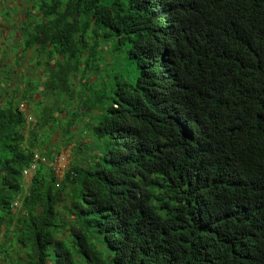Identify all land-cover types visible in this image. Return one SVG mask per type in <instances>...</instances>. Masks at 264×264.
I'll list each match as a JSON object with an SVG mask.
<instances>
[{
	"label": "trees",
	"instance_id": "16d2710c",
	"mask_svg": "<svg viewBox=\"0 0 264 264\" xmlns=\"http://www.w3.org/2000/svg\"><path fill=\"white\" fill-rule=\"evenodd\" d=\"M31 8L16 46L69 103L0 106V264H264V0ZM49 119L88 139L60 177Z\"/></svg>",
	"mask_w": 264,
	"mask_h": 264
},
{
	"label": "rangeland",
	"instance_id": "374dc122",
	"mask_svg": "<svg viewBox=\"0 0 264 264\" xmlns=\"http://www.w3.org/2000/svg\"><path fill=\"white\" fill-rule=\"evenodd\" d=\"M32 1L34 0H0V106H3L6 100L13 101L12 103L15 106L20 104L19 109L27 115L29 127H32L35 121L38 122L40 120L41 114L39 111L41 109L65 110L67 103H69V99L64 96H58L56 90H44V84L50 75L48 66L45 64V57L37 55L35 51L24 52L21 45L16 46L21 39L19 30L21 21L28 18H32V21L36 18L39 19L37 9L31 8ZM28 13H30L29 17ZM56 58L49 62L53 69L55 68ZM75 82L76 86L79 87L80 80L76 78ZM26 84H31L34 89L31 99L28 98L30 93L24 90ZM14 90L18 94L17 96L13 94L12 91ZM55 113V116L57 115L60 119L59 124H61L62 120L66 118V114L64 112ZM50 122L51 120L49 119L47 126L40 130L39 133L42 139L53 137V143L46 142V148L52 149V154L54 155L59 154L54 167L56 174L60 177L62 172L68 167L76 146L78 147L80 143H86L88 139L86 140L80 126L74 125L66 145L63 143L66 140L62 141L59 127L53 130ZM29 174L23 182L26 189L29 183L27 181ZM20 201L21 199L17 200L16 212L19 210ZM0 242L1 249L5 247L3 245L10 244V239L1 238ZM0 262H4L1 255Z\"/></svg>",
	"mask_w": 264,
	"mask_h": 264
},
{
	"label": "built area",
	"instance_id": "2783aa9c",
	"mask_svg": "<svg viewBox=\"0 0 264 264\" xmlns=\"http://www.w3.org/2000/svg\"><path fill=\"white\" fill-rule=\"evenodd\" d=\"M39 156L37 154L34 155V159L38 160ZM44 161V159H42ZM35 169V165H31V167L29 169H26L24 171V175L27 176L28 173H30L31 171H33ZM16 205V204H15Z\"/></svg>",
	"mask_w": 264,
	"mask_h": 264
},
{
	"label": "clouds",
	"instance_id": "9594fccd",
	"mask_svg": "<svg viewBox=\"0 0 264 264\" xmlns=\"http://www.w3.org/2000/svg\"><path fill=\"white\" fill-rule=\"evenodd\" d=\"M28 118V117H27ZM29 120H31L30 118H29Z\"/></svg>",
	"mask_w": 264,
	"mask_h": 264
}]
</instances>
